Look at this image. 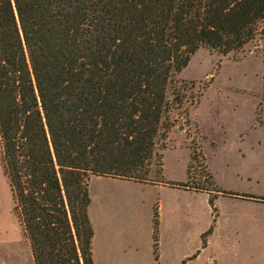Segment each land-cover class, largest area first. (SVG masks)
Returning a JSON list of instances; mask_svg holds the SVG:
<instances>
[{
    "label": "trees",
    "instance_id": "obj_1",
    "mask_svg": "<svg viewBox=\"0 0 264 264\" xmlns=\"http://www.w3.org/2000/svg\"><path fill=\"white\" fill-rule=\"evenodd\" d=\"M255 39L264 0H0V163L33 264H93L92 175L205 191L207 245L217 195L238 193L166 180L154 147L210 82L187 97L192 54ZM152 222L157 257L156 205Z\"/></svg>",
    "mask_w": 264,
    "mask_h": 264
},
{
    "label": "rangeland",
    "instance_id": "obj_2",
    "mask_svg": "<svg viewBox=\"0 0 264 264\" xmlns=\"http://www.w3.org/2000/svg\"><path fill=\"white\" fill-rule=\"evenodd\" d=\"M178 78L194 81L188 83L187 97L203 82H210L189 108L188 121L179 117L154 147L163 155V175L184 179L190 139L194 138L206 161L200 155L195 162L190 159L188 185L211 187L208 163L215 183L238 193L217 195L216 229L207 236L205 256L212 255L216 264H264V199L243 195L264 197V40L255 39L227 54L200 47ZM205 219L207 223V209ZM0 264H33L29 245L12 213L1 163Z\"/></svg>",
    "mask_w": 264,
    "mask_h": 264
},
{
    "label": "crops",
    "instance_id": "obj_3",
    "mask_svg": "<svg viewBox=\"0 0 264 264\" xmlns=\"http://www.w3.org/2000/svg\"><path fill=\"white\" fill-rule=\"evenodd\" d=\"M190 159L191 150L186 176L180 182L188 178ZM88 190L93 264H216L212 255L205 256L209 244L203 246L202 240L212 221L206 192L98 175L90 177ZM155 205L159 218L157 257L153 252Z\"/></svg>",
    "mask_w": 264,
    "mask_h": 264
}]
</instances>
